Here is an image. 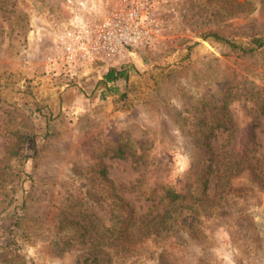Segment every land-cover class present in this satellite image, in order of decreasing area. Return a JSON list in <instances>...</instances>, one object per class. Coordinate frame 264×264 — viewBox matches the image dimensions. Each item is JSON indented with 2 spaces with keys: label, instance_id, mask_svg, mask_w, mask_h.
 <instances>
[{
  "label": "rangeland",
  "instance_id": "rangeland-1",
  "mask_svg": "<svg viewBox=\"0 0 264 264\" xmlns=\"http://www.w3.org/2000/svg\"><path fill=\"white\" fill-rule=\"evenodd\" d=\"M84 1L0 0V264H264V45L215 37L264 0H142L150 42L50 77Z\"/></svg>",
  "mask_w": 264,
  "mask_h": 264
},
{
  "label": "built area",
  "instance_id": "built-area-1",
  "mask_svg": "<svg viewBox=\"0 0 264 264\" xmlns=\"http://www.w3.org/2000/svg\"><path fill=\"white\" fill-rule=\"evenodd\" d=\"M62 22L51 40L44 72L54 78L73 80L86 75L97 61L121 59L154 37L150 16L142 0H97Z\"/></svg>",
  "mask_w": 264,
  "mask_h": 264
},
{
  "label": "trees",
  "instance_id": "trees-1",
  "mask_svg": "<svg viewBox=\"0 0 264 264\" xmlns=\"http://www.w3.org/2000/svg\"><path fill=\"white\" fill-rule=\"evenodd\" d=\"M215 37L217 39H220L224 43H227L229 46H231L235 50H238L241 52L252 51L253 49H255V47H261L264 45V39L263 38H254L250 42L253 46H246L245 47V46H241V45L232 43L228 40L222 39L217 35H215ZM126 77H127V70H125L123 68L111 67V68H108L107 71L104 73L102 82L104 84L113 83L117 79H125ZM164 197L166 199H168L171 203H177V202H179V200L181 198H183L181 194L177 193L176 191L172 190L171 188H167L164 191Z\"/></svg>",
  "mask_w": 264,
  "mask_h": 264
}]
</instances>
